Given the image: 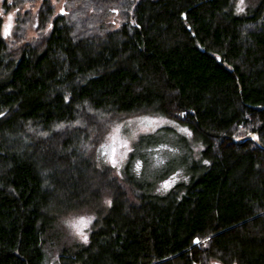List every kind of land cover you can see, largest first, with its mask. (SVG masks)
Masks as SVG:
<instances>
[{"label":"trees","instance_id":"16d2710c","mask_svg":"<svg viewBox=\"0 0 264 264\" xmlns=\"http://www.w3.org/2000/svg\"><path fill=\"white\" fill-rule=\"evenodd\" d=\"M234 7L1 0L0 264H50L43 243L57 218L103 188L108 210L54 264H264V150L234 140L257 131L264 144V0ZM142 112L200 138L188 182L129 194L86 153L109 116ZM155 142L143 135L134 152Z\"/></svg>","mask_w":264,"mask_h":264},{"label":"rangeland","instance_id":"374dc122","mask_svg":"<svg viewBox=\"0 0 264 264\" xmlns=\"http://www.w3.org/2000/svg\"><path fill=\"white\" fill-rule=\"evenodd\" d=\"M256 1L257 0H244V12L249 7L254 6ZM238 3L239 0H234V9L236 13ZM7 18L8 17H5V19ZM144 117L157 121V124L148 125L146 122L142 121L141 118ZM118 125L121 126L119 141L126 140L131 151H127L120 147L118 142L116 145V158L119 161V166L113 167L108 160V156L102 154L104 150L101 148V145L111 144L109 138ZM144 128H148V130L144 131ZM152 128L155 130H151ZM182 128L188 129L192 135L189 136L181 132L180 129ZM143 135H153L154 140H156L155 147L152 150L139 149L134 152L138 139ZM202 148L203 143L200 138L186 124L177 122L162 114L142 112L109 116L108 119L102 122L100 127L96 129L95 133L90 136V141L88 142V146H86V153L89 155L90 159H94L98 169H105L108 172V177L114 179L115 184L118 183L122 189H125L126 192L131 194L130 191L132 188H136L134 184L144 186L156 180L158 181L156 189L159 192H164L170 188L164 189L162 187L166 181L171 183V186L178 182H188L190 178L196 176L199 172V164H201V160H203L201 157ZM125 152L127 154L121 160L120 158ZM132 152L135 153V160L129 168L127 166L128 158ZM150 161L153 165L162 161L164 167L155 169L154 166H151L150 170L145 171V169H149ZM138 162L140 164L139 169L136 167ZM173 179L174 182H172ZM106 181L108 180L106 179ZM111 199V191L108 188H103L100 193L92 198L86 205L60 215L52 230L45 237L43 243L45 260L50 264H54L57 261L58 255L64 248L72 249L78 245L85 244L86 242L70 226L69 221L78 219L81 216L93 217L94 219L91 224L85 229L89 239L91 230L108 210L110 204L107 202L111 201Z\"/></svg>","mask_w":264,"mask_h":264},{"label":"snow or ice","instance_id":"6c2138e0","mask_svg":"<svg viewBox=\"0 0 264 264\" xmlns=\"http://www.w3.org/2000/svg\"><path fill=\"white\" fill-rule=\"evenodd\" d=\"M9 3H11V0H9ZM244 0H239V3L237 4V7H236V11L237 13H242L244 12ZM61 11H63V9H61ZM12 15L10 14L8 16V23L4 26V31H3V34L4 36H8L10 34V30H11V27H12ZM49 28H51V24H49L48 26ZM0 115H2V113H0ZM183 115V114H181ZM142 121L146 122L148 125H152V124H157V121L151 119V118H148V117H144V118H141ZM59 127H63L62 125L59 126ZM120 127L121 126H117L114 130H113V134L110 136V141H111V144H106V145H101V148L104 150L102 152L103 155H107L108 156V160L109 162L112 164L113 167H118L119 166V161L117 160L116 158V155H117V143L119 142V146L126 149L127 151H131V149L128 147V142L126 140L124 141H119V133H120ZM144 131H147L148 128H144L143 129ZM151 130H155L154 128H152ZM181 132L191 136L192 133L186 129V128H182L180 129ZM251 135V134H250ZM240 137H237V139H239ZM253 139H257V137L253 136L252 137ZM126 152L124 153L123 156H121V160L124 158V156H126ZM205 163H207V161H205ZM137 169L140 168V164L139 162L137 163L136 165ZM174 182V179L173 181ZM162 187L164 189H167L169 187H171V183H169L168 181H166ZM107 203L111 204V201H108ZM94 218L93 217H79L78 219H75V220H72V221H69V224L70 226L76 231V233L78 235L81 236V238L87 242V234L85 232V229H87L89 227V225L91 224L92 220ZM193 243H204L205 247L207 246V242L204 241V242H201L199 240V238L195 239L193 241Z\"/></svg>","mask_w":264,"mask_h":264},{"label":"water","instance_id":"95a60500","mask_svg":"<svg viewBox=\"0 0 264 264\" xmlns=\"http://www.w3.org/2000/svg\"><path fill=\"white\" fill-rule=\"evenodd\" d=\"M250 134H251V135H250ZM253 136L257 137V139H253V138H252ZM248 139L253 140L254 143H255L259 148H261V149L264 150V144L261 143V142L259 141V138H258V132H257V131H253V132H249V133H247V134H244V135L240 136L239 139L234 138V140H235L236 142H243V141H246V140H248Z\"/></svg>","mask_w":264,"mask_h":264}]
</instances>
